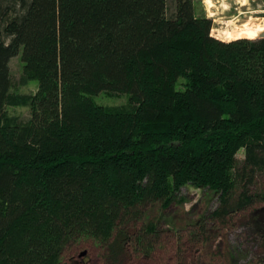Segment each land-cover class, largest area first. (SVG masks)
Masks as SVG:
<instances>
[{"label": "trees", "instance_id": "trees-1", "mask_svg": "<svg viewBox=\"0 0 264 264\" xmlns=\"http://www.w3.org/2000/svg\"><path fill=\"white\" fill-rule=\"evenodd\" d=\"M212 29L195 0H0V264H63L82 239L105 264L149 258L163 221L178 230L149 211L189 187L214 192L221 222L261 204L243 223L264 264V38ZM20 53L34 92L14 88Z\"/></svg>", "mask_w": 264, "mask_h": 264}, {"label": "rangeland", "instance_id": "rangeland-1", "mask_svg": "<svg viewBox=\"0 0 264 264\" xmlns=\"http://www.w3.org/2000/svg\"><path fill=\"white\" fill-rule=\"evenodd\" d=\"M195 5L199 12H204L213 19L212 32L216 38L226 41L244 37L255 38L264 31V0H195ZM168 6L171 9L174 7L170 1ZM247 24L251 29L244 32V25ZM10 70L16 90L26 93L37 90L39 81L36 79H31L25 87L18 84L24 71L21 53L10 61ZM94 99L104 105L120 106L127 103L128 95L101 92ZM10 113L20 114L24 120L31 117L30 110L24 106L10 107ZM242 156L243 152L240 151L239 157ZM183 189L186 199L182 203H173L165 211L160 207L149 211L151 215L158 217L162 212L170 214L177 222L178 230L175 231L172 224L163 221L161 227L167 231L162 234L163 238L155 252L149 258L138 256L127 264H176L179 257L187 259L189 264H231L230 253L239 260V264H253L259 259L255 238L244 226L243 220L253 208L261 204L258 203L250 210L228 217V222H221L210 216L219 205V199L211 189L196 187ZM203 216L206 218L203 222L200 221L199 225L188 226ZM169 229L171 231H168ZM195 232L198 237L193 236ZM103 258L104 250L97 241L82 239L67 250L62 263L70 264L72 259L78 263L82 260L84 264H105Z\"/></svg>", "mask_w": 264, "mask_h": 264}, {"label": "water", "instance_id": "water-1", "mask_svg": "<svg viewBox=\"0 0 264 264\" xmlns=\"http://www.w3.org/2000/svg\"><path fill=\"white\" fill-rule=\"evenodd\" d=\"M258 36L264 38V31L260 32Z\"/></svg>", "mask_w": 264, "mask_h": 264}, {"label": "built area", "instance_id": "built-area-1", "mask_svg": "<svg viewBox=\"0 0 264 264\" xmlns=\"http://www.w3.org/2000/svg\"><path fill=\"white\" fill-rule=\"evenodd\" d=\"M212 34H213L214 36H216L213 32H212Z\"/></svg>", "mask_w": 264, "mask_h": 264}]
</instances>
